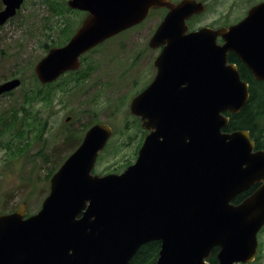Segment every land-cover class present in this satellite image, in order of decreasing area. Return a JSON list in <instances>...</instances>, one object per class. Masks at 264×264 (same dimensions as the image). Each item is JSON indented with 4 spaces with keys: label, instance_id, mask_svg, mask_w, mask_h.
I'll use <instances>...</instances> for the list:
<instances>
[{
    "label": "water",
    "instance_id": "1",
    "mask_svg": "<svg viewBox=\"0 0 264 264\" xmlns=\"http://www.w3.org/2000/svg\"><path fill=\"white\" fill-rule=\"evenodd\" d=\"M0 27L23 0H1ZM87 15L62 47L34 67L41 85L76 71L80 57L142 23L151 10L166 13L149 40L162 47L151 84L129 102L147 132L133 164L119 174H93L113 131L95 124L49 180L40 209L26 204L0 214V264H129L143 245L159 242L155 264H250L264 225V151L252 153L247 131L223 132L225 114L249 100L248 84L232 52L264 82V1L228 27L189 31L205 11L195 0H67ZM222 44L217 43V38ZM21 85L0 83V97ZM260 188L238 205L234 197Z\"/></svg>",
    "mask_w": 264,
    "mask_h": 264
},
{
    "label": "rangeland",
    "instance_id": "2",
    "mask_svg": "<svg viewBox=\"0 0 264 264\" xmlns=\"http://www.w3.org/2000/svg\"><path fill=\"white\" fill-rule=\"evenodd\" d=\"M66 1L24 0L15 16L0 28V83L14 78L21 81L18 89L0 97V214L13 212L21 204H26L27 215L36 213L49 192L48 175L77 148L88 126L101 123L113 130L107 144L110 148L106 146L99 154L93 174L121 173L135 161L144 136L128 106L136 94V83L148 78L152 59L145 46L164 10L151 11L140 25L88 54L81 73L88 72L89 65L95 68L80 88L75 84L62 90L61 85L68 82L65 78L43 90L52 94L51 103L38 102L26 106V114L21 111L22 94L41 86L34 67L46 54L44 46L63 42L71 29L72 36L84 18L83 13L59 15L49 10L51 2ZM195 1L203 2L206 9L187 22L189 30L235 24L259 0ZM259 242L258 255L250 264H264V233Z\"/></svg>",
    "mask_w": 264,
    "mask_h": 264
},
{
    "label": "trees",
    "instance_id": "3",
    "mask_svg": "<svg viewBox=\"0 0 264 264\" xmlns=\"http://www.w3.org/2000/svg\"><path fill=\"white\" fill-rule=\"evenodd\" d=\"M47 1L49 2V0ZM49 10L51 11L52 14H59V15H67L71 13L72 14L75 13L78 15L80 14V12L78 11L69 10L66 7L65 2L61 4L56 3V2H51ZM72 32H73V29L69 30V33L64 37V41L62 44H64L66 41L69 40L70 34ZM242 69L239 70V75H240V78L248 84L250 98L247 104L242 108V110L237 115H230L227 113L225 114L226 116L229 117V122L227 126L222 129V131L226 133H230L233 131H251L252 132V130L255 127H260V126H256L255 123L263 120L262 117L264 116V83L255 82L254 80H252V77L248 73L247 69L245 67H242ZM70 74L71 76L77 75L78 79L83 78L79 76L80 75L79 72L70 73ZM44 88L45 86H37V88L33 87L32 89L31 88L29 89V92L25 91V93L22 94V103H21L22 107L20 109L21 111H23V113L26 114V106L32 107L33 104L38 103V102H43V101L45 102L47 101L51 103L52 94L49 91L45 93L43 91ZM49 89H50V86H47L46 90H49ZM17 110L18 109H14L13 113H17ZM88 128L89 126L85 130H87ZM71 139L72 137H70V140ZM75 139L76 138H73V140ZM140 144H141V141L138 144L137 150L139 149ZM109 145L110 144H108V146ZM108 146L107 148H110ZM256 146L259 148L263 147V140H257ZM47 158L48 159L46 160L49 161L50 158L49 157ZM130 164L131 163H129V165ZM49 176L51 177V174L48 175V177ZM159 250H160L159 242L147 243L139 248V250L133 256L129 264H155L157 261ZM216 252H217V249L215 248L210 253V256L207 260L209 264L216 263Z\"/></svg>",
    "mask_w": 264,
    "mask_h": 264
},
{
    "label": "flooded vegetation",
    "instance_id": "4",
    "mask_svg": "<svg viewBox=\"0 0 264 264\" xmlns=\"http://www.w3.org/2000/svg\"><path fill=\"white\" fill-rule=\"evenodd\" d=\"M1 1V0H0ZM24 1V0H23ZM264 0H259L257 3H255V4H253L250 8H252L253 6H255V5H257V4H259V3H261V2H263ZM1 4H2V1H1ZM4 8V6H3V4H2V8L0 9V11L2 10ZM249 8V9H250ZM248 9V10H249ZM247 10V11H248ZM247 11H246V13H247ZM245 16H246V14H245ZM244 16V17H245ZM243 17V18H244ZM240 21V20H239ZM237 23V22H236ZM232 25V24H231ZM138 26V25H137ZM229 25H224V26H221V27H228ZM134 27H136V26H134ZM134 27H132V28H134ZM132 28H130V29H132ZM130 29H128V30H130ZM128 30H126V31H128ZM126 31H123V32H121V33H119V34H117V35H115V36H119L120 34H122V33H125ZM191 31V30H190ZM154 33V32H153ZM153 35V34H152ZM152 35H151V37H152ZM115 36H113V37H115ZM113 37H111V38H113ZM150 37V38H151ZM111 38H109V39H107V40H105L104 42H102L101 44H99L98 46H96L95 48H93V49H91L90 51H88L87 53H85V54H83L81 57H80V67H79V69L78 70H76V71H70V72H66V73H64V74H62L58 79H56L54 82H52V83H49V84H46V85H41V86H45V88L44 89H47V86H50V88H52V87H55L56 85H57V83L58 82H62V80H64L65 78H68V82L67 83H64L63 85H61L62 86V90H63V87L64 86H69V87H73L75 84H76V87H77V89L78 88H80V86H81V81L82 80H84L86 77H88L89 76V73H91L92 71H93V69L95 68V67H93V66H91V65H89L87 68H88V72H85V73H81V68L84 66V64H85V61H86V57H87V55L88 54H90V53H92V51L93 50H95L96 48H98L99 46H101V45H103L105 42H107L108 40H110ZM150 40V39H149ZM149 40H148V43H147V47L145 46V50H146V52L149 54V56H150V59H152V61L151 62H149L148 63V78L145 80V81H143V82H137L136 83V89H135V91H136V94H135V96H137V95H139L142 91H144L150 84H151V82L153 81V79L155 78V76H156V74H157V68L154 66V61H155V59L158 57V55L161 53V51H162V47H160V48H157V49H153V48H151L150 46H149ZM60 41V40H59ZM53 42V44H52V46L50 47V46H47V45H45L44 46V48H45V53L47 54V52L51 49V48H59V47H62L63 45H65L66 43H67V41L64 43V44H62L63 42H62V40L60 41V42ZM217 43L218 44H222L223 42H222V39L219 37V38H217ZM151 52V53H150ZM45 54V55H46ZM151 54H153V55H151ZM44 55V56H45ZM43 56V57H44ZM230 61V62H229ZM227 62L229 63V64H234L235 66H236V68H237V71L239 72V70H241L242 69V67H245L246 69H247V71H248V73L251 75V77H252V80H254L255 82H262V81H257V80H255L254 79V76H253V74H252V72H251V70L250 69H248L240 60H239V58L235 55V54H233L232 52H229V53H227ZM243 70V69H242ZM76 72H79L80 73V75L79 76H81V77H83V78H81V79H78V77H77V75H75V76H71V74L70 73H76ZM77 79V80H76ZM264 83V82H263ZM134 96V97H135ZM136 118V120L137 121H139V119L137 118V117H135ZM262 121H258L257 123H255L256 124V126H260V127H255L253 130H252V132L251 131H248V135H249V140L251 141V142H253V149H252V153H255V152H258V151H264V116L262 117ZM139 123H140V121H139ZM144 130V129H143ZM142 134H144V136L141 138V143H142V141H143V139H144V137L146 136V134H147V132L144 130L143 132H142ZM71 137H73V136H71ZM67 138H70V136H65V139H67ZM257 140H263V147H261V148H259V147H257L256 146V141ZM260 186H261V183H255V184H253V185H251L248 189H246L245 191H243V192H241V193H239V194H237L235 197H234V199L232 200V204H234V205H238V204H240L241 202H243L245 199H247L249 196H251L255 191H257L259 188H260ZM264 233V225L262 226V228L258 231V233H257V250H258V252H259V249H260V242H259V236L261 237V235ZM215 249V248H214ZM213 249V250H214ZM217 249V248H216ZM212 250V251H213ZM211 251V252H212ZM217 251H218V249H217ZM210 252V253H211ZM258 252H257V255H258ZM216 254H217V252H216ZM216 263H217V261H216ZM215 263V264H216Z\"/></svg>",
    "mask_w": 264,
    "mask_h": 264
}]
</instances>
